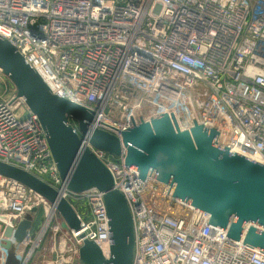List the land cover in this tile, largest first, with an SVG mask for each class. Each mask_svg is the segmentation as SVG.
Returning a JSON list of instances; mask_svg holds the SVG:
<instances>
[{
	"label": "built area",
	"instance_id": "2783aa9c",
	"mask_svg": "<svg viewBox=\"0 0 264 264\" xmlns=\"http://www.w3.org/2000/svg\"><path fill=\"white\" fill-rule=\"evenodd\" d=\"M0 36L54 95L94 113L85 144L107 166L131 212L132 264H264L263 251L244 245L250 225L240 240L210 225L206 212L196 225L202 210L168 195L169 187L151 177L139 179L125 164L123 144L115 156L89 142L92 130L122 138L141 118L172 111L182 130L205 125L231 154L264 165V0H0ZM69 120L79 132L78 121ZM0 162L59 190L77 205L81 222L79 231L70 229L45 198L0 175V264L12 240L6 230L40 206L60 221V250L71 243L53 264H84L85 239L109 258L104 194L66 188L38 116L16 94L0 95ZM43 235L31 229L21 264L36 258Z\"/></svg>",
	"mask_w": 264,
	"mask_h": 264
},
{
	"label": "water",
	"instance_id": "95a60500",
	"mask_svg": "<svg viewBox=\"0 0 264 264\" xmlns=\"http://www.w3.org/2000/svg\"><path fill=\"white\" fill-rule=\"evenodd\" d=\"M0 70L16 87V97L24 98L30 111L38 116L60 177L66 188L82 193L96 188L104 194L111 233L110 256L85 239L80 247L84 264H132L134 249L133 218L125 197L115 188L107 166L85 144L94 113L54 95L40 75L26 62L10 42L0 36ZM139 113V111H138ZM171 114L139 123L119 138L109 132L92 130L90 144L111 155L126 149L125 164L139 172V179L149 177L167 185L168 195L202 210L210 216L209 224L264 252V165L216 142L219 132L194 123L182 130ZM79 123V132L70 124ZM0 175L17 180L54 205L65 224L75 231L81 222L72 204L34 175L0 162ZM38 207L31 208L16 228L6 230L12 238L5 244V264H21L20 247L31 231Z\"/></svg>",
	"mask_w": 264,
	"mask_h": 264
},
{
	"label": "rangeland",
	"instance_id": "374dc122",
	"mask_svg": "<svg viewBox=\"0 0 264 264\" xmlns=\"http://www.w3.org/2000/svg\"><path fill=\"white\" fill-rule=\"evenodd\" d=\"M14 94H16L15 85L7 76L3 74V72L0 71V95H3L5 97H11ZM75 125L79 130V125H77V123H75ZM72 204L76 208H78L75 203ZM38 210V221L34 222L32 233L33 235H37V233L44 230V235L42 237L38 252L36 253V258L39 259L36 260V258H34L32 263L30 264H36L37 262H41L43 264H53V262L57 261L59 254L62 253L65 249H67L71 245V243L66 240L65 244H63L64 246L61 247L60 250L59 244L61 242L64 243V238H62L61 230L55 232V227L60 221L57 217H55V215H48L44 206H40ZM81 211L84 215V210L81 209Z\"/></svg>",
	"mask_w": 264,
	"mask_h": 264
},
{
	"label": "trees",
	"instance_id": "16d2710c",
	"mask_svg": "<svg viewBox=\"0 0 264 264\" xmlns=\"http://www.w3.org/2000/svg\"><path fill=\"white\" fill-rule=\"evenodd\" d=\"M38 215H39V210H38V212H37L36 215H35V220H34V222L38 221V220H37V219H38Z\"/></svg>",
	"mask_w": 264,
	"mask_h": 264
}]
</instances>
